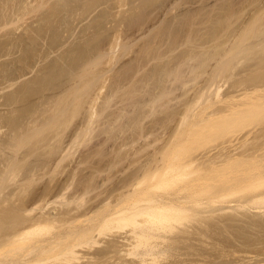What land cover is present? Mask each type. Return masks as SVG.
I'll list each match as a JSON object with an SVG mask.
<instances>
[{
    "label": "rangeland",
    "instance_id": "374dc122",
    "mask_svg": "<svg viewBox=\"0 0 264 264\" xmlns=\"http://www.w3.org/2000/svg\"><path fill=\"white\" fill-rule=\"evenodd\" d=\"M263 60L264 0H0V259L264 264ZM179 194L133 245L104 221Z\"/></svg>",
    "mask_w": 264,
    "mask_h": 264
},
{
    "label": "bare ground",
    "instance_id": "6f19581e",
    "mask_svg": "<svg viewBox=\"0 0 264 264\" xmlns=\"http://www.w3.org/2000/svg\"><path fill=\"white\" fill-rule=\"evenodd\" d=\"M224 11V10H223ZM227 15V14H226ZM233 15V14H232ZM215 17V16H214ZM224 20V19H223ZM222 20V21H223ZM213 22V21H212ZM219 25V24H218ZM252 28V27H251ZM244 35V34H243ZM212 36H213V34H212ZM214 41V40H213ZM243 43V42H242ZM219 46V45H218ZM236 49V48H235ZM217 52V51H216ZM221 53V52H220ZM207 54V53H206ZM235 54V53H234ZM201 55V54H200ZM205 55V54H204ZM217 56V55H216ZM208 57V56H207ZM211 58V57H210ZM207 63V62H206ZM262 63H264V60H263V62ZM224 64V63H223ZM192 65V64H191ZM12 67V66H11ZM202 67V66H201ZM223 67V66H222ZM198 69H200V68H198ZM165 71V70H164ZM173 71V70H172ZM9 72V71H8ZM13 72V71H12ZM220 72V71H219ZM182 75V74H181ZM212 76V75H211ZM20 77V76H19ZM52 78V77H51ZM157 78V77H156ZM164 79V78H163ZM181 79V78H180ZM155 82V81H154ZM213 82V81H212ZM211 82V83H212ZM216 83V82H215ZM157 87V86H156ZM258 88H260V87H258ZM255 89H256V87H255ZM254 89V90H255ZM170 90V89H169ZM260 90V89H259ZM12 93V92H11ZM15 93V92H14ZM23 94V93H22ZM200 94V93H199ZM153 95V94H152ZM14 97H15V95H14ZM13 97V98H14ZM260 97V96H259ZM8 98V97H7ZM260 98H262V97H260ZM10 99V98H9ZM257 99V98H256ZM8 100V99H7ZM154 100V99H153ZM24 101V100H23ZM142 101V100H141ZM156 101V100H155ZM15 103V102H14ZM194 104V103H193ZM254 105V104H253ZM189 107H190V105H189ZM235 107V106H234ZM15 108V107H14ZM96 109V108H95ZM233 109V108H232ZM22 110V109H21ZM235 110V109H234ZM24 117V116H23ZM7 118V117H6ZM17 118V117H16ZM8 121V120H7ZM7 121L5 122V123H7ZM16 124H17V122H15ZM8 124H10V123H8ZM7 124V125H8ZM22 130V129H21ZM1 132V131H0ZM24 134V133H23ZM8 145V144H7ZM179 159V158H178ZM191 165V164H190ZM189 165V166H190ZM164 167V166H163ZM174 167V166H173ZM187 167V166H186ZM176 169V168H175ZM142 172V171H141ZM198 178V177H197ZM200 184V183H199ZM61 185V184H60ZM195 185H193V187H194ZM191 187H192V185H191ZM191 187H189V188H191ZM196 187V186H195ZM26 189V188H25ZM199 189V188H198ZM68 190V189H67ZM189 190V189H188ZM192 191H194V190H192ZM48 192V191H47ZM188 192V191H187ZM196 192V191H195ZM194 192V193H195ZM62 194L64 193V190H63V192H61ZM198 193V192H197ZM262 193V192H261ZM188 194V193H187ZM65 195V194H64ZM177 195V194H176ZM164 196V195H163ZM259 196V195H258ZM257 195L255 196V197H258ZM127 197V196H126ZM160 196H158V198H152V197H146V199H145V201L144 202H146V201H148V203H149V201L151 202L150 204H149V206H147L148 208L145 210V208H143L142 206H143V204H142V206H140L139 204V208H138V206H137V208L136 207H134V206H131L132 204H125V201H128V200H125V199H123L122 198V200L121 201H115V202H117V203H113L114 204V207H113V209L111 210V212L110 213H108V214H106L105 215V217H104V221H106V219H109V218H111V217H116L117 219L118 218H124V216L125 217H134L135 219H134V224H135V226H134V228L133 229H130V231L129 232H127V233H125V234H122L121 233V235H120V237H121V239H119V242H120V244H122V245H126V244H134L135 242L134 241H137V240H139L140 238H141V236H147L148 234H147V232L149 233V231H148V229L150 230V228H152L153 226H155L154 227V229L153 230H156V229H158V228H161L162 227V225H160L161 224V222H157V219L158 218H160L161 217V215H162V219L163 218H165L166 216H168V214H169V212L170 211H172L171 213H173V212H178V211H185V210H187L188 208H189V206H188V204H187V196L186 195H181V194H179V196H171V197H169V196H166V197H161V198H159ZM260 197H263V196H260ZM129 199V198H128ZM144 199V198H143ZM142 199V200H143ZM260 199V198H259ZM255 200H257V199H255ZM135 201V200H134ZM134 201H132V202H134ZM139 201V200H138ZM141 201V200H140ZM248 201V200H247ZM254 201V200H253ZM127 203V202H126ZM135 204V203H134ZM133 204V205H134ZM144 206H145V204H144ZM90 210V208L88 209V211ZM87 211V212H88ZM186 212V211H185ZM139 215H141V217L143 216V218H144V216H145V218L144 219H137L136 218V216H139ZM42 217V216H41ZM39 217L40 219H42V218H44L45 219V216L44 217ZM38 218V217H37ZM35 219L34 221H35V223L36 224H33L32 223V225H30V226H26V227H24L22 230H18L19 232L18 233H16L15 234V236L16 235H20V237H21V235L23 236L24 234H26V233H30L31 231H33V230H37V228L39 229V228H41V226H43V222L45 221V220H47V219H45V220H43V222H42V220H39V218L38 219ZM116 218H114V219H116ZM131 218V219H132ZM157 218V219H156ZM112 219V218H111ZM38 220V221H37ZM160 220V219H159ZM8 221V220H7ZM12 221V220H11ZM40 221V222H39ZM133 221V220H132ZM42 222V223H41ZM107 222H108V220H107ZM106 222V223H107ZM115 222V221H114ZM103 224V223H102ZM101 224V225H102ZM97 226H99V225H97ZM11 227V226H10ZM13 227V226H12ZM96 227V226H95ZM94 227V228H95ZM165 227V226H164ZM164 227H162V228H164ZM167 227V226H166ZM174 227V226H173ZM77 228V227H76ZM170 228V227H169ZM172 229V228H171ZM74 230V229H73ZM75 230H77V231H75ZM74 230V233H77V236L75 235L74 236V234H71V233H68V234H66V235H64L63 233V235L60 233L59 235L60 236H58V237H56V238H50V239H44V240H39V242L41 243V245H42V247L39 245V247L38 248H40L39 250L41 251V253H44V251L46 252V251H50L52 248H54L55 247V249L58 247V246H61L62 247V245H63V247H62V249H61V251L60 252H62V250H63V255H64V252L65 251H69L70 253H68V254H71L72 252H74V253H77V254H79L77 251H78V248H76L78 245L80 246V244L78 243V242H76V240L74 239V238H76V237H79V236H82V237H86V236H88V238H94L93 240H98V238L96 237V236H98L97 234H98V232L96 231L95 232V229H93V227H90V226H83V227H81L79 230L78 229H75ZM97 230H99L98 228H97ZM68 231V230H67ZM71 231H72V229H71ZM100 232V231H99ZM156 233V232H155ZM161 234V233H160ZM4 235V234H3ZM70 235H73L72 237V240L71 241H73V240H75V242H74V244H72L73 242H70L68 239V241L71 243V244H67V241L66 242H64L63 243V241H64V238H66V237H68V238H70L71 236ZM154 235V234H153ZM157 235V234H156ZM155 235V236H156ZM162 235V234H161ZM8 236V235H7ZM15 236H14V238H15ZM57 236V235H56ZM70 236V237H69ZM143 236V237H144ZM145 236V237H146ZM160 235H158V237H159ZM165 236V235H164ZM163 236V237H164ZM11 236H8V238H10ZM140 237V238H139ZM119 238V237H118ZM160 238V237H159ZM165 238V237H164ZM6 239V238H5ZM4 239V240H5ZM61 239H63V241L61 240ZM100 239V238H99ZM150 239V238H149ZM96 240V241H97ZM141 240V239H140ZM160 240V239H159ZM95 241V242H96ZM99 241V240H98ZM142 241V240H141ZM158 241V240H157ZM162 241V240H161ZM164 241V240H163ZM68 242V243H69ZM90 242V241H89ZM93 242V241H92ZM94 242V243H95ZM117 242H118V240H117ZM118 242V243H119ZM85 243V242H84ZM144 243V242H143ZM67 244V246H65ZM137 244V243H136ZM148 244V243H147ZM157 244H161V243H158L157 242ZM156 244V245H157ZM150 245V244H149ZM155 245V244H154ZM147 246V245H146ZM60 247V248H61ZM153 247V246H152ZM158 248H159V246H158ZM34 249V248H33ZM49 249V250H48ZM54 250V249H53ZM150 250H152V249H150ZM155 250V249H154ZM43 251V252H42ZM159 251V250H158ZM36 252V251H35ZM67 252H65V253H67ZM147 252V251H146ZM152 252H153V250H152ZM14 253V252H13ZM39 253V252H38ZM74 253H72L73 255H74ZM82 253V252H81ZM81 253L79 254V257L78 256H76L78 259H80V255H81ZM149 253V252H148ZM36 254H37V252H36ZM45 254V253H44ZM59 254V253H58ZM84 254V253H83ZM141 254H143V253H141ZM153 254V253H152ZM66 255V254H65ZM105 255V254H104ZM147 255V254H146ZM150 255V254H149ZM41 256V254L39 255V257L38 258H36L34 255L32 256V257H35L36 259V261H39V259L41 258L40 257ZM59 256V255H58ZM82 256V255H81ZM143 257H144V255H142ZM148 256V255H147ZM85 257V256H84ZM101 257V256H100ZM104 257V256H103ZM140 257V256H139ZM9 258H10V256H9ZM15 257L13 256V259H12V257L10 258V259H8V257H7V259L6 258H1L0 259V264H32L31 262H32V259L31 258H29V257H27V256H24V257H20V259H18L19 257H17V259H14ZM108 258V257H107ZM142 258V257H141ZM148 257H144V258H142V260L140 259V262H141V264H144V263H147V261L145 260V259H147ZM154 258V257H153ZM38 259V260H37ZM42 259V258H41ZM40 259V260H41ZM84 259H86V258H84ZM96 259V258H95ZM99 259V258H98ZM105 259V258H104ZM150 259V258H149ZM35 260H33V263L34 262H36ZM80 260H82V259H80ZM101 260V259H100ZM123 260V259H122ZM124 261V260H123ZM146 261V262H145ZM149 261V260H148ZM121 262V261H120ZM97 263V262H96ZM126 263V262H125ZM129 263V262H128ZM137 263V262H136ZM155 263V262H154ZM154 263H152V264H154ZM82 264V263H81ZM101 264H116V261H112V260H110L109 259V261L107 260V261H105V262H103L102 261V263ZM119 264V263H118ZM121 264V263H120ZM124 264V263H123ZM139 264V263H138ZM148 264V263H147Z\"/></svg>",
    "mask_w": 264,
    "mask_h": 264
}]
</instances>
